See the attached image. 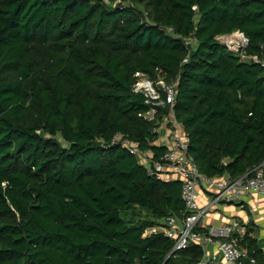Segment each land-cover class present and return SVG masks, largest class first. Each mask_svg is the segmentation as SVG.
<instances>
[{
	"label": "trees",
	"instance_id": "1",
	"mask_svg": "<svg viewBox=\"0 0 264 264\" xmlns=\"http://www.w3.org/2000/svg\"><path fill=\"white\" fill-rule=\"evenodd\" d=\"M235 31L264 59V0H0V264H196L144 236L182 215L181 184L112 139L166 152L131 91L160 71L198 172L264 173V68L214 39ZM252 227L243 264H264Z\"/></svg>",
	"mask_w": 264,
	"mask_h": 264
},
{
	"label": "built area",
	"instance_id": "2",
	"mask_svg": "<svg viewBox=\"0 0 264 264\" xmlns=\"http://www.w3.org/2000/svg\"><path fill=\"white\" fill-rule=\"evenodd\" d=\"M214 39L241 61L264 68V59L245 54L248 39L243 33L235 31ZM134 78L131 91L142 95L147 106V110L139 116L147 122H154L156 129L152 131L153 134L157 133L159 137V130L164 131L160 141L165 144H157L159 141L155 144L167 149L155 157L148 151L140 150L136 143L127 141L120 134L114 135L112 144H120L131 155H135L149 177L161 182H179L184 206L180 217L168 215L157 220L156 225L145 230L144 236L163 235L172 242L170 255L188 247H198L201 258L196 264H243L247 255L240 241L247 227L251 224L254 226L255 221L252 218L244 220L230 216L225 219V223H212L207 229H203V222L206 217L219 214L218 206L232 204L246 210L251 198H264V173L261 166L235 179L227 176L208 178L198 172L188 155V135L174 118L175 83L164 81L160 71L154 80L141 73L134 74ZM164 108L167 111L165 115L160 112ZM249 264H255L254 260L249 259Z\"/></svg>",
	"mask_w": 264,
	"mask_h": 264
},
{
	"label": "crops",
	"instance_id": "3",
	"mask_svg": "<svg viewBox=\"0 0 264 264\" xmlns=\"http://www.w3.org/2000/svg\"><path fill=\"white\" fill-rule=\"evenodd\" d=\"M249 203L250 204H248V208L246 210H241L236 205L232 204L220 207L218 206L219 214H213L210 217H206L203 222V229H207V227H209L212 223L221 225L225 223V219L230 216H238L244 220L252 218L255 222L250 236L256 240L258 248H260L264 253V198L261 199L254 197L249 200ZM219 209L221 211H219ZM222 212L225 213V215H223Z\"/></svg>",
	"mask_w": 264,
	"mask_h": 264
},
{
	"label": "rangeland",
	"instance_id": "4",
	"mask_svg": "<svg viewBox=\"0 0 264 264\" xmlns=\"http://www.w3.org/2000/svg\"><path fill=\"white\" fill-rule=\"evenodd\" d=\"M164 134L165 133L163 130H159V137L157 139V141H159V142H157V144H165V143H161V141H160V139H162V136H164ZM219 211H221V210L219 209ZM222 214L225 215V213H223V212H222Z\"/></svg>",
	"mask_w": 264,
	"mask_h": 264
}]
</instances>
